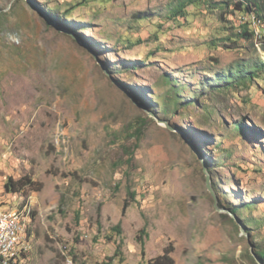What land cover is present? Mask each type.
I'll return each mask as SVG.
<instances>
[{"label": "rangeland", "instance_id": "1", "mask_svg": "<svg viewBox=\"0 0 264 264\" xmlns=\"http://www.w3.org/2000/svg\"><path fill=\"white\" fill-rule=\"evenodd\" d=\"M179 1L0 0V209L33 202L29 264H149L171 244L176 264H258L264 69L236 90L203 86L263 62L264 38H238L232 9L174 18ZM168 78L181 102L165 113ZM25 176L37 184L9 193Z\"/></svg>", "mask_w": 264, "mask_h": 264}, {"label": "trees", "instance_id": "2", "mask_svg": "<svg viewBox=\"0 0 264 264\" xmlns=\"http://www.w3.org/2000/svg\"><path fill=\"white\" fill-rule=\"evenodd\" d=\"M194 5L197 8L198 7H203V9L205 10H221L223 13L226 12L225 10L227 9H232V14H239L241 15V19L239 21L238 24H232L233 27L232 29H236V32L238 34H236V36H238V38H244L248 41H252L254 42L255 40V31L252 27L251 22H249L250 16L252 15H256L259 18H262L264 20V0H180L176 6H174V8L172 9V13L171 15L175 17H179V16H183L186 17L188 15V12L186 11L187 7ZM75 9V8H74ZM142 14H137L136 16L138 18H141ZM147 14H144L143 16H146ZM224 17V16H223ZM66 33H68L66 31ZM264 38V32H262L261 38L260 40H262ZM227 41H233L232 38H227ZM262 44V43H261ZM261 46V45H260ZM264 46V44H263ZM248 69H247V68ZM264 69V61L263 62H256L253 63L251 61L246 62V64H242L240 63L238 68H234V69H230L226 72L225 75L223 74H217V76L215 78H213V80L209 81V83L214 84L209 86L208 88L205 85L208 84H204L203 86V90L204 93H213V92H226L229 89L230 90H236V89H232V88H236L237 86H249L252 83L255 82V80L257 79L259 73ZM261 70V71H260ZM168 92H166L167 94V98H164V106H163V111L165 113L170 112V105L175 102V104L180 103L181 100L179 99L181 97L180 94V88L181 85L173 82V78H168ZM212 87V88H210ZM165 94V95H166ZM164 95V96H165ZM169 100H172V102L170 103ZM190 101V102H189ZM185 105V106H190L191 104H193V102L191 100H189ZM144 122H146L144 120ZM240 135H243L247 130H249V127L247 125H244L242 123H239V125L235 128ZM253 132L250 131L249 134H252ZM139 134L141 135V133L139 132ZM254 134V133H253ZM263 134V133H262ZM136 137V136H135ZM142 136H138L137 141L141 140ZM137 145L135 146V149L131 152V157L128 160V164L133 166V162H134V152L137 149ZM37 183L34 182L32 180V178L25 176L24 178H22L19 181H15L13 178H10L7 183H6V188L8 190L9 193H20L22 191H24L26 188L29 187H33L34 185H36ZM216 191H218V189L215 187ZM128 199L125 201L124 203V207H123V215L126 214L127 210L129 209V207L131 206V202L136 200V192H132V191H128ZM249 209V208H247ZM232 212V214L236 215L237 217L241 218L239 216V209L238 208H230L228 209ZM77 218L80 219V212H77ZM242 219V218H241ZM248 224V222H247ZM247 227V226H246ZM250 229H248L249 231ZM114 231L117 232L118 234L122 235V230H121V225L118 224L115 228ZM143 236H148L147 230L142 229L139 236H138V241L141 244L142 247V254L143 256H145V241ZM254 246V245H253ZM122 250V242L120 243V245L118 246V249L116 251L115 256L118 255V253H120ZM175 252V248L173 246V244L169 245L165 250L164 253L160 256H158L155 259H152L149 261V264H176V261L173 257V253ZM255 254L259 257V259L261 260V262L264 264V250H261L260 247H258L255 251ZM252 257V255H251ZM253 259V257H252ZM255 261V257L253 259Z\"/></svg>", "mask_w": 264, "mask_h": 264}, {"label": "built area", "instance_id": "3", "mask_svg": "<svg viewBox=\"0 0 264 264\" xmlns=\"http://www.w3.org/2000/svg\"><path fill=\"white\" fill-rule=\"evenodd\" d=\"M260 40L264 32V20L256 15L249 17ZM35 209L32 201H26L13 208L0 209V264H29L32 239L29 235L34 220ZM67 264H74L69 257Z\"/></svg>", "mask_w": 264, "mask_h": 264}, {"label": "water", "instance_id": "4", "mask_svg": "<svg viewBox=\"0 0 264 264\" xmlns=\"http://www.w3.org/2000/svg\"><path fill=\"white\" fill-rule=\"evenodd\" d=\"M51 26H56L59 30H65L64 28H62V27H60L59 25H57V24H55L54 22H52V21H50V23H49ZM64 32H66V30L64 31ZM133 101H134V103H135V105L137 106V107H139V108H141V109H143V110H146L149 114H151L147 109H145L144 108V106H142L140 103H138L135 99H132ZM161 120H159V122H160ZM183 137H184V140L186 141V143L188 144V145H190V147L196 152V155L198 156V158H199V160L202 162V164H203V167H204V172H205V174H206V180H207V189H208V191L210 192V194L212 195V196H214L215 197V194H214V190H213V188H212V186H211V177H210V175H209V173H208V171H207V165H206V162L202 159V157L200 156V155H198L197 154V150H196V147L194 146V144L192 143V141L190 140V139H188L186 136H184L183 135ZM215 199H216V207H217V209L219 210V211H221L220 209H219V207H218V205H217V198L215 197ZM228 211V213L231 215V216H233V218H234V220L236 221V222H238V223H240V219H239V217H237L236 215H234V214H232V212L230 211V210H227ZM240 220V221H239ZM253 251V256L255 257V259H256V261L258 262V264H263L262 262H261V260L259 259V257L255 254V252H254V250H252Z\"/></svg>", "mask_w": 264, "mask_h": 264}]
</instances>
